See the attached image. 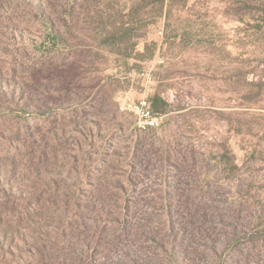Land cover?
<instances>
[{"label": "rangeland", "instance_id": "1", "mask_svg": "<svg viewBox=\"0 0 264 264\" xmlns=\"http://www.w3.org/2000/svg\"><path fill=\"white\" fill-rule=\"evenodd\" d=\"M0 264H264V0H0Z\"/></svg>", "mask_w": 264, "mask_h": 264}, {"label": "built area", "instance_id": "2", "mask_svg": "<svg viewBox=\"0 0 264 264\" xmlns=\"http://www.w3.org/2000/svg\"><path fill=\"white\" fill-rule=\"evenodd\" d=\"M122 109L131 112L138 119L141 128L152 129L158 125L159 117L153 114L150 103L146 99L139 100L137 103L126 101Z\"/></svg>", "mask_w": 264, "mask_h": 264}, {"label": "trees", "instance_id": "3", "mask_svg": "<svg viewBox=\"0 0 264 264\" xmlns=\"http://www.w3.org/2000/svg\"><path fill=\"white\" fill-rule=\"evenodd\" d=\"M163 1V0H161ZM148 49V46L145 47ZM152 112L155 116L161 114L163 111H166L168 105L166 102L162 101L160 96L157 94L151 99ZM162 109V112H159Z\"/></svg>", "mask_w": 264, "mask_h": 264}]
</instances>
